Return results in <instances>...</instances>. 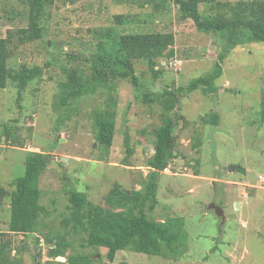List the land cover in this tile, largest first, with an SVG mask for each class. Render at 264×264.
Instances as JSON below:
<instances>
[{"label": "rangeland", "instance_id": "374dc122", "mask_svg": "<svg viewBox=\"0 0 264 264\" xmlns=\"http://www.w3.org/2000/svg\"><path fill=\"white\" fill-rule=\"evenodd\" d=\"M161 1L53 0L47 8L42 39L11 45L10 68L18 70L25 64L42 67L45 73L21 97L14 81L9 80L0 90V183L11 191L24 174L30 153L48 155L40 190L49 215L40 217L38 233L26 237L8 233L6 237L9 200L0 203V241H9L8 249L3 250L4 264H67L66 257H48L43 236L61 231V220L69 214L68 192H83L93 204L106 207V197L116 184L130 192L140 190V182L150 173L148 162L154 155L161 106L135 100L131 82L118 81L113 93L116 133L112 146L103 147L96 139L94 117L105 108L108 92L98 89L74 100L69 108L62 105L59 82L64 79V69L89 77L100 41L138 32L173 33L175 39L170 47L173 55H168V49L156 59L155 69L162 70L158 78L146 59L133 60L144 91L186 88L214 69L227 46V36L199 30L192 20L181 19L173 2L168 0L170 7L165 9L158 6ZM241 1L245 0H215L212 5L201 4L200 9L204 15H216V6L227 2L237 6ZM27 13L22 0H0V37L25 28ZM118 15L124 16L123 26L116 24ZM48 62L53 71L45 67ZM221 65L223 75L215 82V92L200 89L181 99L175 127L176 157L159 177L158 205L151 215L162 222L184 218L187 254L171 261L126 250L110 263L106 250L83 248L80 236L72 239L74 248L67 254H94L99 261L94 264H264V124L260 115L264 43L237 46ZM211 113L219 115L217 126L203 122ZM5 127H14L21 145L6 142ZM126 133L134 150L130 166L123 165ZM197 139L200 147H194ZM211 204L224 210V222L208 209Z\"/></svg>", "mask_w": 264, "mask_h": 264}, {"label": "trees", "instance_id": "16d2710c", "mask_svg": "<svg viewBox=\"0 0 264 264\" xmlns=\"http://www.w3.org/2000/svg\"><path fill=\"white\" fill-rule=\"evenodd\" d=\"M28 6L26 16L27 26L9 31L4 38L0 37V90L7 86L9 80L14 81L22 91L37 78H42L45 71L42 67H28L22 64L18 70L9 66L12 57V46L23 45L42 39L47 16V8L53 0H22ZM177 7L182 20H192L197 28L205 33H216L227 36V46L222 48L219 60L209 74L193 79L186 88H169L160 93L143 90L140 78L137 76L133 60L144 58L149 64V70L155 78L162 74L156 70V59L162 57L174 45L173 33L138 32L123 33L117 39L100 41L98 57L92 59V70L89 77L64 69V79L59 82L60 99L62 105L71 106L74 100L87 94L93 95L98 89L108 92V102L104 109L96 112L94 127L99 145L110 148L116 133V102L115 95L118 81H129L135 89V100H141L146 105L161 106L160 125L154 137V155L149 159V175L140 182V190H127L116 184L114 190L106 197V207L90 202L85 193L70 190L68 192L69 214L61 220V231H48L43 239L50 259L66 257L67 264H94L99 262L94 254H67L74 248L72 239L82 237L83 248L106 250L105 258L113 263L120 251L129 250L134 253L157 257L162 260L178 261L188 251L189 236L185 220L176 216L158 221L152 215L158 205V180L166 171L173 158L176 157L175 127L182 97H186L197 90L215 92V82L223 75L221 63L226 55L236 48L248 43H264V0L240 2L237 6L225 3L216 6V15H204L200 5H212L215 0H169ZM217 5H219L217 3ZM158 6L169 9L168 0H163ZM116 24L123 26L124 16L115 17ZM14 48V47H13ZM48 71L50 63H46ZM261 123L264 124V94L260 111ZM207 125L217 126L219 115L208 114L203 118ZM14 127H5L6 142L21 145L15 137ZM16 141V142H15ZM197 139L194 147H200ZM124 146L126 157L123 165L130 166V158L134 150L130 144L129 134L126 133ZM200 153V151H199ZM49 165L48 155L30 153L25 159L24 174L14 182V189L7 191L0 183V203L8 198V233L18 236H28L39 232L40 217L49 215L47 208L42 205V191L40 177ZM199 165V162H197ZM195 175H200L195 170ZM41 237V234H40ZM5 238V235H2ZM6 240V241H5ZM41 238L37 236L36 243ZM0 264H4V249H8L9 241L1 240ZM50 264V262L46 263Z\"/></svg>", "mask_w": 264, "mask_h": 264}, {"label": "water", "instance_id": "95a60500", "mask_svg": "<svg viewBox=\"0 0 264 264\" xmlns=\"http://www.w3.org/2000/svg\"><path fill=\"white\" fill-rule=\"evenodd\" d=\"M232 170L233 168H231V171ZM127 193L130 194V191H127ZM208 209L213 210L218 218H221L223 222L225 221L226 216L224 214V210L220 206L211 204Z\"/></svg>", "mask_w": 264, "mask_h": 264}]
</instances>
